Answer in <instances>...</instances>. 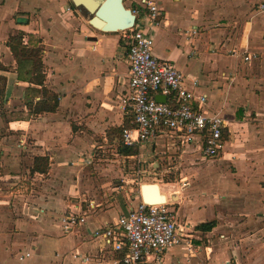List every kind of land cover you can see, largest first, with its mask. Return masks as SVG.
<instances>
[{
    "label": "crops",
    "instance_id": "1",
    "mask_svg": "<svg viewBox=\"0 0 264 264\" xmlns=\"http://www.w3.org/2000/svg\"><path fill=\"white\" fill-rule=\"evenodd\" d=\"M141 1L126 5L140 9ZM262 1L156 0L161 22L145 24L155 55L176 66L196 95L207 97L194 107L229 122L224 150L206 159L196 142L180 150L165 141L123 146L116 131L132 114L121 109L130 70L121 33L95 30L70 0H0V60L6 67L0 76L7 84L0 130L15 139L0 140V264H85L74 257L78 253L111 257V248L92 233L112 226L142 200L145 179L135 175L147 167L161 173L165 189L152 185L164 195L163 204H173L179 223L189 226V242L207 240L191 254L187 247L170 248L162 264H264ZM20 18L26 23L18 24ZM20 32L25 44L30 36L39 40L43 86L18 79L7 42ZM43 87L59 104L55 112L36 115L26 105L33 100L26 92ZM121 148L137 153L126 155ZM38 157L49 161L46 174L33 171ZM2 190H10L8 196L1 197ZM66 211L88 219L65 233L60 218ZM212 221L217 226L211 232L199 228ZM28 252L31 257L21 261Z\"/></svg>",
    "mask_w": 264,
    "mask_h": 264
},
{
    "label": "built area",
    "instance_id": "2",
    "mask_svg": "<svg viewBox=\"0 0 264 264\" xmlns=\"http://www.w3.org/2000/svg\"><path fill=\"white\" fill-rule=\"evenodd\" d=\"M131 10L137 17L135 26L121 33L129 47L130 66L129 90L121 109L130 110L133 127L123 130V146L158 145L165 141L180 150L196 142L204 158H217L224 150L229 122L220 115L209 116L197 110L193 104H205L207 97L196 95L176 66L155 55L154 40L145 31V24L156 27L161 22L163 11L156 0H142L140 9ZM259 11L264 13V0ZM197 84L198 80H193V85ZM157 96L166 97V102L157 101ZM20 146L25 147V143ZM89 207L94 208L91 203ZM87 219V214L69 213L61 219V227L70 233ZM188 231L189 226L179 223L172 203L150 204L141 200L112 226L93 231L92 239L102 240L110 247L111 257L105 253L98 256L78 253L74 257L85 264H162L172 247H187L192 252ZM30 257L28 252L20 260Z\"/></svg>",
    "mask_w": 264,
    "mask_h": 264
},
{
    "label": "trees",
    "instance_id": "3",
    "mask_svg": "<svg viewBox=\"0 0 264 264\" xmlns=\"http://www.w3.org/2000/svg\"><path fill=\"white\" fill-rule=\"evenodd\" d=\"M73 6V4H72ZM74 8V6H73ZM18 24L26 23L23 19L17 20ZM25 34L20 32L14 36H11L7 42V46L10 48L15 60L17 61V74L18 79L23 82L33 83L35 85L43 86L45 76L42 70V59L41 53L42 50L38 47L39 40L30 36L28 39V43H24ZM6 67L1 63L0 60V71L5 70ZM1 83V98L4 99L6 92V79L3 76H0ZM27 97L32 98L31 102L26 103L28 109L38 115L46 112H55L58 108V97L49 92L44 87L42 90H37L33 88L27 89ZM39 96L40 100L34 102V97ZM132 119L128 120L125 125L118 129L116 133L122 139V133L125 128H132ZM224 140H228V132H225ZM126 155H134L136 150H128L127 148H121ZM49 168V161L46 158H35L33 171L39 173H47ZM217 226L216 221H212L206 224L199 226V228L205 232H211Z\"/></svg>",
    "mask_w": 264,
    "mask_h": 264
},
{
    "label": "water",
    "instance_id": "4",
    "mask_svg": "<svg viewBox=\"0 0 264 264\" xmlns=\"http://www.w3.org/2000/svg\"><path fill=\"white\" fill-rule=\"evenodd\" d=\"M71 3L92 28L103 33H122L135 26L137 17L124 0H71ZM156 99L166 102L164 96H157ZM141 197L144 202H154L152 204L165 202L164 195L152 184L141 186Z\"/></svg>",
    "mask_w": 264,
    "mask_h": 264
},
{
    "label": "rangeland",
    "instance_id": "5",
    "mask_svg": "<svg viewBox=\"0 0 264 264\" xmlns=\"http://www.w3.org/2000/svg\"><path fill=\"white\" fill-rule=\"evenodd\" d=\"M71 1V0H70ZM126 4V3H125ZM127 6V5H126ZM0 87H1V83H0ZM0 91H1V89H0ZM0 106H5V97H4V99H2L1 98V93H0ZM6 132H5V130L4 131H2V130H0V140L1 139H4L5 137H7L6 138V140L7 141H10V140H15V139H10V138H8V136L5 134ZM6 135V136H5ZM110 150V149H109ZM107 153V152H106ZM179 153V152H178ZM105 154V153H104ZM114 154H117V153H113L112 151H108V155H114ZM176 155H178L177 153H176ZM178 158V157H177ZM178 163L179 164H177L178 166H181V163H182V160H180V159H178ZM207 161H209V160H204L203 161V163L204 162H207ZM106 162V161H105ZM199 162H201V161H199ZM187 164V163H186ZM165 165H168V162H166V164ZM170 165V164H169ZM190 166V165H189ZM223 167L225 166L224 165V163H223V165H222ZM221 166V167H222ZM185 167V165L183 166V167H180V168H184ZM201 170H202V172L203 173H205V172H207L208 170H209V168L207 167V166H204V167H201L200 168ZM220 169V168H219ZM162 170H164V169H162ZM143 172H144V174H143ZM143 172H139V174L140 173H142V174H137V175H135L137 178H138V181L140 180L141 181V179L140 178H144L145 180H144V183L143 184H152V183H157V184H159L161 187H162V189L164 190L165 189V187H164V184H163V181H162V176H159L161 173H154L153 172V169L151 168V167H147L146 169H144V171ZM158 175V176H157ZM140 177V178H139ZM99 179V178H98ZM167 179L168 178H165V180L164 181H167ZM171 179V178H170ZM121 180V182L124 180V179H120ZM156 184V185H157ZM134 186H135V190H139V186L138 185H136V184H134ZM5 192L6 194H2L1 195V197H6V196H8V194H7V192H9L10 190H2V192ZM25 191V190H24ZM30 191H32V190H28V192H30ZM35 191H38V190H35ZM77 191V190H76ZM29 194H31V193H29ZM35 194V193H34ZM88 195L89 194H86V196H84V198H88ZM66 197L67 198H73V190L72 191H70V192H67L66 193ZM2 198V199H3ZM33 206L34 205H36V203H31ZM70 212H68L67 213V211L65 212V213H62V217L60 218V222H61V219L63 218V216H65V215H67V214H69ZM37 220H39V219H37ZM35 232H37V233H40V231H38V230H36ZM215 238H217V240H218V238L219 237H213V240L215 239ZM210 240H211V242L213 243V241H212V237H210ZM205 242H207V240H205L204 239V241H197V244L196 243H194L193 242V244H192V248H193V246L195 247V246H197V245H199V244H201V246H202V244L204 245V243ZM213 244H215V243H213ZM207 245H208V243H207ZM189 254H191V252L188 250L187 251ZM194 254H196V252L194 251ZM195 263H197V262H195Z\"/></svg>",
    "mask_w": 264,
    "mask_h": 264
},
{
    "label": "bare ground",
    "instance_id": "6",
    "mask_svg": "<svg viewBox=\"0 0 264 264\" xmlns=\"http://www.w3.org/2000/svg\"><path fill=\"white\" fill-rule=\"evenodd\" d=\"M156 185V184H155ZM157 186V188H158V190H159V187H158V185H156ZM159 193H160V190H159ZM147 203H150V202H147ZM152 203H154V202H152ZM152 203H150V204H152ZM156 204V203H155Z\"/></svg>",
    "mask_w": 264,
    "mask_h": 264
}]
</instances>
